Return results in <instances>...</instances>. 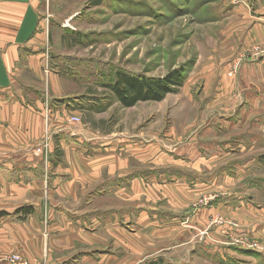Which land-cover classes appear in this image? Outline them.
<instances>
[{
    "label": "rangeland",
    "instance_id": "rangeland-1",
    "mask_svg": "<svg viewBox=\"0 0 264 264\" xmlns=\"http://www.w3.org/2000/svg\"><path fill=\"white\" fill-rule=\"evenodd\" d=\"M52 14L76 34L61 66L88 88L85 107L71 102L83 111L87 155L104 145L125 160L114 176L77 186L80 206L139 183L142 198L181 190L192 198L182 212L165 201L121 203L124 232H180L147 245L136 264H264V0H59ZM178 68L184 87L159 103L124 109L108 89L118 71ZM91 98L109 100L111 112Z\"/></svg>",
    "mask_w": 264,
    "mask_h": 264
},
{
    "label": "crops",
    "instance_id": "crops-1",
    "mask_svg": "<svg viewBox=\"0 0 264 264\" xmlns=\"http://www.w3.org/2000/svg\"><path fill=\"white\" fill-rule=\"evenodd\" d=\"M58 1L0 0V264L12 254L48 264H136L147 245H167L180 232L146 225L138 235L124 232L117 223L121 203L165 201L182 212L192 198L181 190L171 198H142L139 183L122 196L80 206L77 186L114 176L125 160L104 145L87 155V125L78 107H85L88 88L75 85L61 66L71 57L68 36L76 34L53 20ZM249 20L244 16L242 24ZM91 99L97 112H111L109 100ZM55 193L71 198H50Z\"/></svg>",
    "mask_w": 264,
    "mask_h": 264
},
{
    "label": "trees",
    "instance_id": "trees-1",
    "mask_svg": "<svg viewBox=\"0 0 264 264\" xmlns=\"http://www.w3.org/2000/svg\"><path fill=\"white\" fill-rule=\"evenodd\" d=\"M186 79L187 74L183 68L174 69L163 77L118 71L114 83L108 85V89L124 109H130L140 103L164 101L167 96L178 93L184 87ZM26 209L22 208L19 212Z\"/></svg>",
    "mask_w": 264,
    "mask_h": 264
},
{
    "label": "built area",
    "instance_id": "built-area-1",
    "mask_svg": "<svg viewBox=\"0 0 264 264\" xmlns=\"http://www.w3.org/2000/svg\"><path fill=\"white\" fill-rule=\"evenodd\" d=\"M72 120L76 121V122H80V119L78 117H75ZM5 260H6L7 264H48L46 261L31 262L19 254H12V255L8 256Z\"/></svg>",
    "mask_w": 264,
    "mask_h": 264
},
{
    "label": "bare ground",
    "instance_id": "bare-ground-1",
    "mask_svg": "<svg viewBox=\"0 0 264 264\" xmlns=\"http://www.w3.org/2000/svg\"><path fill=\"white\" fill-rule=\"evenodd\" d=\"M131 161V160H130Z\"/></svg>",
    "mask_w": 264,
    "mask_h": 264
}]
</instances>
